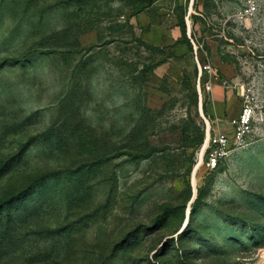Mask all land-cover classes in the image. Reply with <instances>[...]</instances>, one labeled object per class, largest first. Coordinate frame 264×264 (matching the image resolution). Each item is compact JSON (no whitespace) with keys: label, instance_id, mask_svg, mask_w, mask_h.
<instances>
[{"label":"rangeland","instance_id":"374dc122","mask_svg":"<svg viewBox=\"0 0 264 264\" xmlns=\"http://www.w3.org/2000/svg\"><path fill=\"white\" fill-rule=\"evenodd\" d=\"M141 2L0 0V264H264V0Z\"/></svg>","mask_w":264,"mask_h":264},{"label":"built area","instance_id":"2783aa9c","mask_svg":"<svg viewBox=\"0 0 264 264\" xmlns=\"http://www.w3.org/2000/svg\"><path fill=\"white\" fill-rule=\"evenodd\" d=\"M242 7L237 14V18L243 21H247L253 18L258 12V0H241ZM204 68V69H203ZM206 70L211 73L210 66H204L199 69L201 71ZM199 79V77H198ZM200 81L197 82V89L199 91ZM207 91L211 90V83L208 82L205 85ZM200 92V91H199ZM252 117V110L249 106H245L240 115L232 121V125L235 127L233 131V139L239 145L244 144V134L249 128V123ZM206 157L205 166L209 170H213L217 165L225 160L230 153V140L226 134L218 133L213 136H208L207 144L204 149Z\"/></svg>","mask_w":264,"mask_h":264},{"label":"trees","instance_id":"16d2710c","mask_svg":"<svg viewBox=\"0 0 264 264\" xmlns=\"http://www.w3.org/2000/svg\"><path fill=\"white\" fill-rule=\"evenodd\" d=\"M156 0H142L140 6L138 8H136V14H139L141 12H143V10L149 8L150 6L153 5V3ZM146 3V4H143ZM143 4V5H142ZM130 30H132V27H129ZM134 34L132 33V36ZM134 41L137 43V45L140 47L142 46L145 50H147L151 55L149 61L143 62L141 63V66L139 67V65H137L136 63H130V65L127 67L128 68V73L130 75V86H131V90L133 91V99L135 102V105L140 108V106L143 104L144 105V98H143V82L146 81V79H148L147 75L157 66L160 64L159 61L155 62V58L154 55L156 56V54L158 52H161L159 48L156 47H152L147 45L142 39L140 38H135L134 37ZM92 59V58H91ZM91 61V60H90ZM201 63L204 65V61L200 60ZM88 62L85 60L80 61V69L83 70L87 68V64ZM3 65L0 64V67H2ZM195 69H197L195 67ZM198 71H195V76L193 79V85L195 87V91L197 93V89H196V78H197V73ZM203 72V71H202ZM203 75V74H202ZM143 108V107H142ZM213 171V170H212ZM199 197V195H198ZM15 199H11L8 203V205L5 206V212H3L1 209L0 210V218L3 215L7 216V220L10 219V214H11V209H12V203L16 200ZM198 199V198H197Z\"/></svg>","mask_w":264,"mask_h":264},{"label":"bare ground","instance_id":"6f19581e","mask_svg":"<svg viewBox=\"0 0 264 264\" xmlns=\"http://www.w3.org/2000/svg\"><path fill=\"white\" fill-rule=\"evenodd\" d=\"M207 126H208V124H207ZM208 136H209V126H208V128H207L206 139H205V143H204V145H203V149H205V147H206ZM203 149H202V151H203ZM202 151H201L200 156H199V157H200V160H201V154H202Z\"/></svg>","mask_w":264,"mask_h":264},{"label":"water","instance_id":"95a60500","mask_svg":"<svg viewBox=\"0 0 264 264\" xmlns=\"http://www.w3.org/2000/svg\"><path fill=\"white\" fill-rule=\"evenodd\" d=\"M199 114H200L201 117H203L201 104L199 105ZM206 123H207V122H206ZM203 152H204V149H203V151H202L201 157L203 156Z\"/></svg>","mask_w":264,"mask_h":264}]
</instances>
